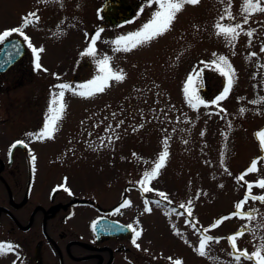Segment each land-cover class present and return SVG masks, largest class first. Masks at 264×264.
<instances>
[{
    "label": "rangeland",
    "instance_id": "374dc122",
    "mask_svg": "<svg viewBox=\"0 0 264 264\" xmlns=\"http://www.w3.org/2000/svg\"><path fill=\"white\" fill-rule=\"evenodd\" d=\"M180 2L159 35L149 25L140 37L105 29L96 46L85 36L79 58L82 28L47 23L52 0H0V39L28 34L53 87L2 125L3 135L14 136L0 139V159L18 138L33 151L29 165L50 167L49 185L96 189L102 197L110 189L118 216L137 235L165 240L180 264H264V0ZM185 8L198 12L199 37L190 39L201 43L199 60H212L214 90L224 81L208 107L186 104L181 89L194 66L182 40L191 35ZM36 11L42 15L32 20ZM157 37L181 42L180 52L173 49L179 77H148L124 61L147 55L143 46ZM43 178L38 169L33 190ZM81 240L93 244L91 235ZM1 250L0 264H14Z\"/></svg>",
    "mask_w": 264,
    "mask_h": 264
},
{
    "label": "flooded vegetation",
    "instance_id": "af4514ba",
    "mask_svg": "<svg viewBox=\"0 0 264 264\" xmlns=\"http://www.w3.org/2000/svg\"><path fill=\"white\" fill-rule=\"evenodd\" d=\"M180 3V0H52L46 15L49 24H71L82 28L80 58L86 55L85 36L91 46H96L105 29H110L114 35L124 36L132 32L140 37L149 25L155 26V33L159 35L160 27L166 24L162 20H168L180 10ZM184 10L189 15L191 35L182 40L187 43L183 45L190 48L186 55L192 58L191 64L194 66L186 74L190 76V83L181 86V89L183 95L189 97L186 104L208 107L216 102V96L223 93L224 81L222 79L214 90L212 60L208 55L204 63L199 60L203 55L198 52V44L201 43H194L190 39L195 35L199 37L201 22L197 17L198 12L192 8L191 11ZM33 15L36 18L32 16L31 19L37 20L42 14L36 11ZM176 16L180 17V12ZM176 22L180 24V19L177 18ZM20 24L19 29L24 28L26 20ZM209 24L208 32H212V22ZM176 42L172 37L168 40L157 37L151 48L143 46L149 52L147 55L122 60H128V65L140 64L141 67H137L135 72L148 77L160 74L169 78L172 74L179 77V53L176 54L173 49L177 44L175 47L180 52L181 42ZM41 63L38 49L31 47L28 34L24 37L21 33L13 32L0 39V139L14 136L3 135L1 127L21 116L22 106H38V94L52 95L49 70L46 67L43 69ZM165 68L167 72L161 71ZM110 71L113 75L120 73L116 64L112 69L110 67ZM126 74L131 76V71L128 69ZM67 76L68 73L64 79H68ZM72 88L74 86L71 93ZM42 104L47 105L46 101ZM80 122L75 127L76 131L84 125L83 121ZM16 142L22 144L14 146ZM0 152H5L1 144ZM27 158L33 160V151L27 143L17 138L9 146L5 159H0V253H5L1 250L5 246L14 264H180L176 261L178 255L172 257L171 251H168L170 246H164L165 240L137 235L118 216L117 197L112 196L110 189L104 188V197L98 196L96 189H76L70 185L61 191L58 186L49 185L48 165H29ZM38 169L43 170L45 178L41 186L33 190ZM156 201L163 200L156 198ZM160 203L166 204L165 201ZM132 205L129 203L124 208ZM141 206L147 209L149 204L143 203ZM99 217L117 220L126 227H122V231L110 223V226L101 225L94 230L92 221ZM87 234L92 236L93 244L81 240Z\"/></svg>",
    "mask_w": 264,
    "mask_h": 264
},
{
    "label": "water",
    "instance_id": "95a60500",
    "mask_svg": "<svg viewBox=\"0 0 264 264\" xmlns=\"http://www.w3.org/2000/svg\"><path fill=\"white\" fill-rule=\"evenodd\" d=\"M106 6H107V5H105L104 8H105ZM17 144H22V143L16 142V143L14 144V146H16ZM110 223H111V225H114V226L117 225V226H118V229H119V230H122V231H124V228H122V227H126L124 224L120 223V222L117 221V220H109V219H105L104 217H102V218L99 217V218L94 219L93 222H92L91 227H92L94 230H98V229L100 228L101 225H104V226L108 225V226H110Z\"/></svg>",
    "mask_w": 264,
    "mask_h": 264
}]
</instances>
